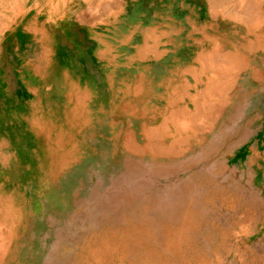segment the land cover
I'll use <instances>...</instances> for the list:
<instances>
[{
    "label": "rangeland",
    "instance_id": "374dc122",
    "mask_svg": "<svg viewBox=\"0 0 264 264\" xmlns=\"http://www.w3.org/2000/svg\"><path fill=\"white\" fill-rule=\"evenodd\" d=\"M126 1L119 23L98 9L89 25L85 4L41 3L5 34L0 264H264V27L205 0L167 23L159 0ZM211 38L242 68L204 72ZM203 102L211 128L192 119Z\"/></svg>",
    "mask_w": 264,
    "mask_h": 264
},
{
    "label": "bare ground",
    "instance_id": "6f19581e",
    "mask_svg": "<svg viewBox=\"0 0 264 264\" xmlns=\"http://www.w3.org/2000/svg\"><path fill=\"white\" fill-rule=\"evenodd\" d=\"M57 1L58 2L56 3L55 0H35L33 2L30 0H0V54H1V50H2V44L4 43L3 41L5 39V34L7 32H9L11 30L16 31V29L19 28L23 22H25L29 19L30 14H32V12L34 13L33 14L34 15V17H33L34 23H37L39 18L42 17V11L40 10L41 3H42V5L43 4L49 5L53 2H55V4L53 3L54 5L52 6L53 7L52 14H53V16H55L58 13H60V11L63 8L66 9L68 7L69 1H71V3H73V1H75V0H57ZM76 1H77L76 6L80 5V4H85V6L88 8V12L90 13V16L88 18H86L85 21L82 22V20H84L83 18H82V20H78L79 17L77 18V20L80 21V23H85L88 25L90 23H92L93 20L95 19V17L92 16L93 10H95V11L105 10L106 13L108 14V17L113 18L114 23L115 22L119 23L121 16L126 14V11H127L126 9L128 6L126 0H76ZM233 1H235V0H205L204 3L206 2L207 6L209 7L208 9L210 10V12L213 15H215V14L222 15L226 19H229L233 22H237L239 24L240 23L244 24L249 28H251V27L263 28L264 27V16L261 13L262 9H261V11L259 9V6L261 8V4H263V0H239V3L235 4L236 8H234V9L230 8V5ZM30 2L32 3L31 6H29ZM131 2L133 5H135V7H138L137 4H140L138 2V0H131ZM153 4H154V6H150L149 9L150 10L154 9L157 13L162 12V14L160 15V19H162V20L160 22H166V23L169 21L167 19L168 15H166V13H168L170 11L173 12V10L176 9L177 5L179 8L184 9V10L189 11L191 9V8H189L188 5H185L184 2L177 1V0H159L157 4L156 3H153ZM139 10H141V9H139ZM132 13H134V12H132ZM48 14H49V12H48ZM169 16H170V14H169ZM136 19H138V18H136ZM195 19H197V18H195ZM200 19H201V16H200ZM134 20H135V18H134ZM142 20H143V18H142ZM172 20H174V19H172ZM186 20H187V22L190 21V19H188V17H186ZM176 21H174V22H176ZM45 22L48 24H51V23H53V19L49 17L45 20ZM221 22H223V21H221ZM153 23H154V21L150 22L149 25L152 26V25H154ZM132 24H134V23H132ZM137 25H138L137 28H142L140 24H137ZM159 25H161V24H159ZM132 26L134 27V25H132ZM145 26H146V24H145ZM155 27H157V26H155ZM155 27L152 29H148V30H141L140 29L141 33L143 34V36L145 38V44L147 43V41H151L153 43H156V42L158 43L160 41V39H161L160 36L162 34H160V36H159L156 32L157 28H155ZM23 29H25L26 32H28V34L31 36L30 38H32L34 40H38V41L47 40V38L45 36H43L42 32L38 36L37 32L34 30H30L25 26L23 27ZM134 29H136V27ZM175 33H176V31H175ZM59 35H60V33H59ZM174 35H176V34H174ZM185 35H187V34H185ZM186 38H191V35H187ZM176 40H178V38H175V37L173 38L171 36L168 38L169 42H174ZM178 41L181 42L183 40L180 39ZM210 41L213 44L212 49L206 55L207 57H203V56L201 57V62H202L201 67L203 68L204 72H212L213 70H215V71L219 70L220 71L223 68V67H221V65H223V64H225V68L228 71H233V70L237 71V70L242 68L243 65L241 64V61H240L239 56L237 54H229V53L219 54L220 53L219 52L220 46H219L218 41L215 38H211ZM174 43L176 44V42H174ZM139 44H141V43L139 42ZM146 47H147L146 50L152 52L154 54V56H156V57L163 55V53H160L159 51H157L152 46L149 47V45H147ZM166 49H168V48H166ZM220 57H222L223 59ZM223 85L226 86V84H223ZM210 87L212 90L218 91V92L215 91V93H212V94L217 95V96H221L224 94L222 91L219 92V90H218L219 87L217 85H211ZM206 92H207L206 93L207 95L211 94L210 90H208ZM216 108L217 107H212L211 105H206L205 102H203L200 104V107L198 108L197 113L192 117V119L196 120V121H199L201 119H205V125L207 127L211 128L215 122L216 113L218 112V110Z\"/></svg>",
    "mask_w": 264,
    "mask_h": 264
},
{
    "label": "crops",
    "instance_id": "0c3cea01",
    "mask_svg": "<svg viewBox=\"0 0 264 264\" xmlns=\"http://www.w3.org/2000/svg\"><path fill=\"white\" fill-rule=\"evenodd\" d=\"M211 42V41H210ZM212 43V42H211Z\"/></svg>",
    "mask_w": 264,
    "mask_h": 264
}]
</instances>
